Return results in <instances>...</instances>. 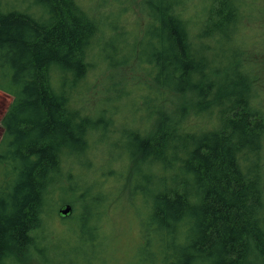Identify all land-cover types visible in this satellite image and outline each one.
Listing matches in <instances>:
<instances>
[{"label":"trees","instance_id":"trees-1","mask_svg":"<svg viewBox=\"0 0 264 264\" xmlns=\"http://www.w3.org/2000/svg\"><path fill=\"white\" fill-rule=\"evenodd\" d=\"M201 1L144 8V58L103 56L107 67L144 60L150 75L142 97L150 127L130 132L135 151L122 174L110 172L120 187L108 201L67 183L99 124L82 103L103 32L98 18L77 0H0V92L10 96L0 120V264H78L38 254L56 192L74 210L60 218L78 223L80 245L95 254L81 264H97L93 256L98 264H264V120L239 50L242 0ZM190 113L201 116L193 131ZM116 208L129 211L138 236L123 261L102 231Z\"/></svg>","mask_w":264,"mask_h":264},{"label":"rangeland","instance_id":"rangeland-1","mask_svg":"<svg viewBox=\"0 0 264 264\" xmlns=\"http://www.w3.org/2000/svg\"><path fill=\"white\" fill-rule=\"evenodd\" d=\"M77 1L83 8H92L100 27L103 28L99 38L100 47L97 48L98 55L93 61L94 66L88 77V88L82 101L84 111L94 119H98L99 124L91 142L92 150L84 153L78 160L74 159L71 166L72 177L68 179L69 181L67 180V183L72 187L78 185L83 190L90 188L93 193L97 191L105 193L108 201H113L116 199L120 182L111 175L122 174L125 170V161L135 151L130 132L143 129L146 131L150 127L151 117L148 120L146 106L142 103L143 94L149 90L150 75L145 71L149 65L146 61L142 62L144 60L140 61L144 63L143 65L138 63L135 57L123 66L107 67L106 58L103 59V56H112L116 64L122 60L123 55L130 58L133 51H138L139 54L142 52L144 58V52L149 53L150 49V44L144 37L143 27L146 22L144 8L154 6L163 8L165 2L164 0ZM169 1L174 4V0ZM184 1L186 5L188 4V8H200L204 4L201 0ZM238 30L239 50L243 51L242 57L244 56V63L247 66L246 71L252 77L251 92L252 95L254 94L252 107L264 120V0H242ZM232 74V70H227L222 80L231 77ZM160 93L162 98L165 97L164 90ZM9 102L10 96L0 92V120ZM163 102L168 103V100L159 102L157 99L154 103H156L155 106H159ZM187 119V125L191 127L190 131H193L195 126L200 124L201 116L190 113ZM1 134L0 123V137ZM257 160L264 189V149ZM102 171H105L106 176ZM111 171L113 174L110 173ZM133 184L134 181H132ZM54 196L50 202V210L54 212L44 223L46 230L44 233L48 236L43 249L39 250L38 254L42 259L52 257L57 263L68 259L78 264L85 263L89 259L87 257L95 254H86L85 248L80 245V238L77 239L76 233L78 223H72V220L66 223L60 218L57 211L64 205L60 202L62 196L60 192H56ZM124 196L131 202L134 197L126 193ZM119 201L122 202L125 199L120 197ZM91 209L94 211L95 207L91 206ZM116 209L121 211L107 209L102 231L107 235L112 233L114 237L112 242L117 244L115 254L118 261H123L126 257L133 256V244L138 236L127 215L129 211H123V208ZM92 211L88 210L87 213ZM73 212L74 210L70 215ZM83 234L87 233L83 231ZM77 246L78 249H74ZM92 259L98 264L95 256ZM28 264L39 263L36 258H31Z\"/></svg>","mask_w":264,"mask_h":264},{"label":"water","instance_id":"water-1","mask_svg":"<svg viewBox=\"0 0 264 264\" xmlns=\"http://www.w3.org/2000/svg\"><path fill=\"white\" fill-rule=\"evenodd\" d=\"M71 213V206L69 204L63 205L59 210V216H66Z\"/></svg>","mask_w":264,"mask_h":264}]
</instances>
